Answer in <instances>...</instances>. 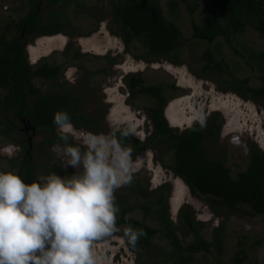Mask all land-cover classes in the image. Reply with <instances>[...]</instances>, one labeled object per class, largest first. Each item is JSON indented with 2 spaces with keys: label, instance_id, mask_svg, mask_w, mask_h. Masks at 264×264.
Returning <instances> with one entry per match:
<instances>
[{
  "label": "rangeland",
  "instance_id": "374dc122",
  "mask_svg": "<svg viewBox=\"0 0 264 264\" xmlns=\"http://www.w3.org/2000/svg\"><path fill=\"white\" fill-rule=\"evenodd\" d=\"M111 1L77 0V3L60 2L47 8V0H39L44 21L60 16L65 23L56 34L36 36L28 41L26 49L30 63L45 59L49 63L60 64L62 76L59 82H67L61 83V87L76 93L85 89L81 94V108L90 114L96 111L103 113L104 129L99 133H109L114 128L128 130L131 134L127 137L142 142L149 136L152 126L146 107L153 100L143 94L131 97L124 83V77L129 74L140 73L146 86H164L167 98L164 116L175 130L181 131L195 122L203 125L217 112V121L222 122L218 140L217 143L208 142L206 149L212 159L223 160L235 177L246 167L251 143L264 151V96L252 98L246 90L260 85L259 75L264 73V38L250 27L232 35L229 42L220 35L211 43L194 38L191 21L201 22L210 17V0H161L165 17L173 21L181 32L180 47L173 59L182 62L174 63L166 56L149 55L138 41L125 47L119 35L120 28L112 20ZM190 6L195 8L192 14L189 13ZM28 7V0L0 1V29L9 21L22 17ZM95 44L102 49L95 48ZM66 47H69L68 55L63 53ZM35 49H38V54ZM75 50L82 56L69 59ZM207 51L214 60L222 63L221 69L202 71L208 61L204 55ZM252 51L261 55L252 59L249 57ZM233 79L238 80L235 88L232 87L234 84L230 85ZM33 81L42 92L56 88L50 85V81L39 77ZM16 125L23 134L27 131L34 156L43 133L32 131L31 123L23 118H18ZM73 127L78 134L91 132ZM21 136L15 134L10 139L0 136V171L17 173L18 164L13 166L12 161L19 160L20 147L16 141ZM69 142L80 143L72 137ZM58 145L63 148L62 142L49 146L51 157L55 159L50 166L60 162L61 172L57 173L64 176L77 172L64 168L66 158L57 156ZM137 156L141 163L134 176L147 185V191L168 184L167 212L174 224L179 225V211L190 207L195 220L204 223L198 230L206 240H212L213 234L221 229L222 253L218 254L214 249L211 252L200 251L189 264L230 263L237 253L244 254L243 264H264V215H252L246 207L230 211L206 196L192 193L184 180L168 167L172 159L168 144L145 147L133 158ZM36 160L39 164L36 173L40 180L45 175L43 160ZM116 192H122V187ZM129 214L155 226L145 208L135 206ZM129 226H119L120 231L112 237L94 242L93 248L103 258L104 264H175L166 259L171 247L158 235L152 238L147 249L138 253L131 250L126 242H122L123 230ZM177 234L184 244L194 239L193 233H186L185 228L177 230Z\"/></svg>",
  "mask_w": 264,
  "mask_h": 264
},
{
  "label": "trees",
  "instance_id": "16d2710c",
  "mask_svg": "<svg viewBox=\"0 0 264 264\" xmlns=\"http://www.w3.org/2000/svg\"><path fill=\"white\" fill-rule=\"evenodd\" d=\"M28 1L26 13L0 29V136L10 139L15 134L23 135L16 141L22 147L18 154L19 160L12 161V165L18 164L16 174L25 182L39 180L36 173L39 164L36 158L43 160L45 175L61 172L60 162L56 166H50L55 159L51 157L49 146L62 142L53 124L55 112H67L74 126L93 133L104 129L102 112L90 114L81 108V94L85 89L76 93L61 87L63 82H59L62 76L60 64L49 63L45 59L30 63L26 49L28 41L36 36H49L60 32L65 19L54 16L53 19L44 21L39 0ZM60 2L77 3V0H47L46 7H55ZM210 4L212 13L209 18L201 22L191 21L194 38L211 43L220 35L229 42L232 35L244 32L247 27L255 29L264 38V0H210ZM194 9V6H190L189 13L192 14ZM111 16L120 28L119 35L125 47L128 48L132 42L138 41L151 56H166L174 63L182 62L173 59L180 47V29L165 17L161 0H112ZM68 52L69 47H66L63 53L68 55ZM204 55L208 61L203 65L202 71L222 68V63L214 60L210 52L207 51ZM260 55L254 51L249 53L252 59ZM81 56L75 50L69 59L75 60ZM35 77L50 81V85H55L56 88L42 92L34 84ZM259 80L258 87L246 88L252 98L264 96V73L259 75ZM235 81L238 80L233 79L230 85H235ZM124 83L132 98L136 94H143L153 100L146 107L152 130L144 142L121 137L122 143L133 149V157L145 147L156 148L159 144H168L172 153L168 167L184 180L192 193L206 196L230 211L246 207L252 215H264V151L251 143L245 169L233 177L225 162L212 159L206 149L208 142L217 143L218 140L222 122L217 121V112L207 118L203 125L195 122L191 127L178 131L168 125L164 116L167 98L162 84L146 86L140 73L127 75ZM242 95L245 96L243 93ZM18 118L31 123L36 132L43 133V139L36 147L38 152L35 157L26 141L25 133L16 125ZM146 188L147 185L138 176H134L130 185L122 187V192H115L119 207L117 226L130 225L134 229H142L144 233L135 247L129 245L131 250L138 253L141 249H147L152 238L158 235L171 247L166 259L175 264L191 263L195 259L194 255L200 251L211 252L214 249L218 254L222 253L221 229L213 234L212 240H206L198 230L204 223L195 220L190 207L179 211V225L174 224L167 212L168 184L150 191ZM135 206L145 208L155 226L130 215ZM183 228L186 233L192 232L194 236L192 241L185 244L177 234V230ZM243 261L244 254L237 253L230 263L225 264H243Z\"/></svg>",
  "mask_w": 264,
  "mask_h": 264
},
{
  "label": "clouds",
  "instance_id": "9594fccd",
  "mask_svg": "<svg viewBox=\"0 0 264 264\" xmlns=\"http://www.w3.org/2000/svg\"><path fill=\"white\" fill-rule=\"evenodd\" d=\"M53 124L63 142L57 156L78 171L31 182L0 171V264H104L93 244L120 231L115 192L132 183L141 163L121 141L130 131L78 134L64 111ZM143 234L129 226L122 242L135 247Z\"/></svg>",
  "mask_w": 264,
  "mask_h": 264
},
{
  "label": "flooded vegetation",
  "instance_id": "af4514ba",
  "mask_svg": "<svg viewBox=\"0 0 264 264\" xmlns=\"http://www.w3.org/2000/svg\"><path fill=\"white\" fill-rule=\"evenodd\" d=\"M32 131H35L34 130V128L33 129H31ZM25 136H26V141L29 143V145H30V149H31V141H30V139L28 138L29 136L27 135V131L25 130ZM19 146V145H18ZM20 148H19V150H18V153L22 150V147L21 146H19ZM38 152V151H37ZM37 154V153H36ZM36 154H35V156H36ZM34 156V157H35Z\"/></svg>",
  "mask_w": 264,
  "mask_h": 264
},
{
  "label": "bare ground",
  "instance_id": "6f19581e",
  "mask_svg": "<svg viewBox=\"0 0 264 264\" xmlns=\"http://www.w3.org/2000/svg\"><path fill=\"white\" fill-rule=\"evenodd\" d=\"M62 38H64V37H62ZM52 40H53V39H52ZM50 41H51V40H50ZM45 42H46V41H45ZM50 43H52V42H50ZM50 43H49V44H50ZM56 43H57V41H56ZM91 45H92V44H91ZM98 46H99V45H97V44L94 45L95 48L102 49V47H100V46L98 47ZM35 52L38 54V49H35ZM35 55H36V54H35Z\"/></svg>",
  "mask_w": 264,
  "mask_h": 264
}]
</instances>
